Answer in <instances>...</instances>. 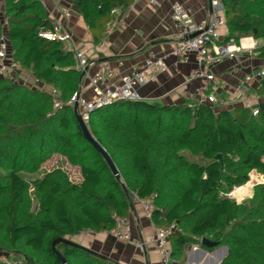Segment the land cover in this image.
Segmentation results:
<instances>
[{"label": "trees", "instance_id": "trees-1", "mask_svg": "<svg viewBox=\"0 0 264 264\" xmlns=\"http://www.w3.org/2000/svg\"><path fill=\"white\" fill-rule=\"evenodd\" d=\"M71 2L96 45L111 11L130 3ZM221 2L225 42L264 41V0ZM0 7L7 22L0 18V37L6 26L12 59L23 70L18 81L0 76V253L22 260L11 264H63L58 254L67 264H116L64 244L54 251L52 244L85 231L110 232L117 217L128 218L132 194L154 197L155 229L175 225L171 264H185L191 247L227 248L222 264H264V183L248 201L228 197L252 173L264 178V78L256 90L257 115L243 106L217 112L211 105L144 101L93 112L86 124L117 178L85 139L74 109L54 108L51 88L68 101L80 90L82 72L72 51L39 36L52 29L43 2L0 0ZM258 53L264 57V46ZM29 73L37 83L23 79ZM54 155L80 168L78 183L61 168L42 170ZM202 238L218 246L206 248Z\"/></svg>", "mask_w": 264, "mask_h": 264}, {"label": "crops", "instance_id": "crops-1", "mask_svg": "<svg viewBox=\"0 0 264 264\" xmlns=\"http://www.w3.org/2000/svg\"><path fill=\"white\" fill-rule=\"evenodd\" d=\"M41 1L47 14L72 32L77 49L86 52L93 63L88 68V75L82 78L80 90L84 98L94 97L89 75L94 74L103 65L119 66L122 74H128L132 67L154 57L164 58L167 70L147 86L135 88L141 101L176 105L197 100L196 91L201 82L191 77L196 67L195 57H191L187 63H178L169 56L183 39L180 29L171 18V3L176 0H158V6L150 5L149 0H136L121 25L111 34L105 35L98 45L93 43L89 29L72 5V0ZM186 8L195 22L210 13L209 0H190L186 3ZM64 10L71 12L69 20L64 18ZM225 35L226 29L223 36ZM254 42V38L248 37L241 39L239 44L249 48L253 47ZM263 60L264 57H260L258 51L252 56L244 52L238 59L225 60L216 66L213 71L221 83L217 90V102L211 106L217 112L232 111L242 106L233 95L232 89L246 75L256 73L264 67ZM23 79L33 82L27 74ZM257 88V85H254L252 89ZM128 219L133 227L134 240L147 241L154 234L155 226L145 218L138 204H133ZM73 240L117 264H142L146 261L149 264H160L159 255L153 248L148 247L146 252L142 253L132 243L115 239L110 232H83Z\"/></svg>", "mask_w": 264, "mask_h": 264}, {"label": "built area", "instance_id": "built-area-1", "mask_svg": "<svg viewBox=\"0 0 264 264\" xmlns=\"http://www.w3.org/2000/svg\"><path fill=\"white\" fill-rule=\"evenodd\" d=\"M135 1L129 0L130 3L128 5H122L111 11L113 19L106 25V35L111 34L121 25L127 17L128 11L133 8ZM189 1L176 0L171 3V18L180 29L183 39L169 53V56L173 57L178 63H187L191 57H195L196 67L192 71L191 77L199 80L201 86L196 91L197 100L189 104L191 108H194L199 105H213L217 102V90L221 80L213 71L216 66L225 60H236L244 52L252 56L264 46V41L255 40L253 47L249 48L243 47L233 40L225 42L226 35L223 36L221 32L222 29H226L224 7L221 0H209L210 13L199 22L193 20L186 8V3ZM149 3L153 6L159 5L158 0H149ZM63 16L69 20L72 14L69 10H64ZM0 18L2 23L6 25L7 22L4 19L3 10H0ZM51 22L52 29L40 33L39 36L49 41L61 43L65 51H72L76 58V69L81 71L82 74L88 75L87 69L93 63L87 53L77 49L74 43V36L69 29L52 18ZM195 34L196 36L189 38ZM166 70L165 59L154 57L147 59L139 66L132 67L128 74H122L119 66L105 64L94 74L89 75L94 97L90 99L84 98L81 95V90H79L68 101L64 102L62 94L56 89L51 88L50 94L54 98L53 105L55 109H61L63 106H70L74 109L77 104L78 114L87 123L93 112L113 105L116 102L141 101L135 88L147 86L163 75ZM22 72L21 66L12 59L7 34L4 35L3 33L0 37V76H6L11 80L18 81ZM28 77L33 78L31 73L28 74ZM262 78H264V67L256 73L246 75L232 89L233 95L240 101L241 105L249 109L253 115H257L259 112L258 104L261 98L256 93V90L252 88L254 85L258 87ZM33 81L37 83L36 80ZM252 175L253 173L250 179H252ZM262 183H264V178L261 176V181H259L258 185ZM236 191L229 193L228 197L234 199ZM153 200V196L149 199H141L136 194H132V203L141 207L145 218L150 222H152V213L155 210ZM115 222V227L110 231V234L115 239L132 243L142 253H145L148 247L153 248L159 255L160 264H171L172 253L168 247V240L176 229L175 225L156 228L154 234L147 241H144L142 239H133V227L128 218L117 217ZM88 232L85 231V233ZM142 264L149 263L146 261Z\"/></svg>", "mask_w": 264, "mask_h": 264}, {"label": "water", "instance_id": "water-1", "mask_svg": "<svg viewBox=\"0 0 264 264\" xmlns=\"http://www.w3.org/2000/svg\"><path fill=\"white\" fill-rule=\"evenodd\" d=\"M194 36H196V34L195 35H191L189 38H193ZM84 75H85V73L82 74L81 79L84 77ZM74 113H75V115L77 117V120L79 122V125L81 127V130H82V133H83L85 139L101 154V156L104 158L105 162L109 166L110 170L112 171L113 175L115 177L119 178L118 170L115 167L112 159L107 154V152L105 151V149L92 136V134L90 133V131L88 129L87 124L83 121V119L81 118V116L78 114V106H77V104L74 106ZM217 158L218 159H221V156L218 155ZM58 244H64V245L71 246V247H74V248H77V249H81V250H84L85 252H88V253H90V254H92L94 256H97L99 258L112 261L111 259L105 257L102 254H99V253H97V252H95V251H93L91 249H88L86 247H83L82 245L78 244L77 242L73 241L72 239H67V238L57 239L52 244V249L54 251H56L55 248H56V246ZM201 245L204 246V247H206V248H209V249L216 248L218 246L217 243L211 242L210 240H208L206 238H202ZM194 251H196L197 253H199L200 256H201V259H205L206 261L207 260H210V259H214V256H217V255L219 257L220 254L223 253V256H221V258L219 257V260H218L219 262L217 261L216 264H222L223 260L227 257V254H228L227 248H216V250H214L213 252L209 253V252H207L205 249H203L201 247H191L189 249L188 253H187V259H186L185 264H188V262H189V255L191 253H193ZM58 256L61 259V261H62L63 264H67L66 260L64 259V257L61 254H58Z\"/></svg>", "mask_w": 264, "mask_h": 264}, {"label": "rangeland", "instance_id": "rangeland-1", "mask_svg": "<svg viewBox=\"0 0 264 264\" xmlns=\"http://www.w3.org/2000/svg\"><path fill=\"white\" fill-rule=\"evenodd\" d=\"M0 10H2V7H0ZM6 31H7L6 27H4V32H3L4 35L6 34ZM224 32H225V29L222 30V35H224ZM263 63H264V60H263ZM55 168L63 169L69 175V178L73 182L78 183L81 180L80 168L71 166L68 163V161L60 155H54L49 161H47L42 166L43 171H50ZM0 173H4V171L0 169ZM259 181H261V175L254 172L252 175V179H250V181L246 185H244L243 188L241 187L242 189L240 188L235 189L237 191L235 192L236 197L234 198V200L236 201L238 199V201L236 202L242 203V202H245L251 199L254 194V189L258 185ZM74 240H77V239H74ZM18 258L19 257L11 256L6 252L0 253V261L2 262V264L15 263L16 261L22 262V260Z\"/></svg>", "mask_w": 264, "mask_h": 264}, {"label": "bare ground", "instance_id": "bare-ground-1", "mask_svg": "<svg viewBox=\"0 0 264 264\" xmlns=\"http://www.w3.org/2000/svg\"><path fill=\"white\" fill-rule=\"evenodd\" d=\"M221 256H223V253L220 254L219 257L221 258ZM219 257L217 255V256H214L215 259H210V260H207L206 261L205 259H201L200 254L197 253L196 251H194L193 253H191L189 255V262H188V264H216V262L219 260Z\"/></svg>", "mask_w": 264, "mask_h": 264}]
</instances>
